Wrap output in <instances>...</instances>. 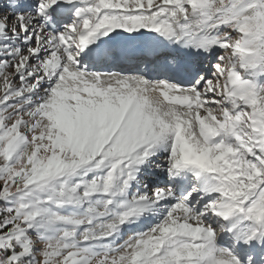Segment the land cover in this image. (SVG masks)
Masks as SVG:
<instances>
[{
  "label": "snow or ice",
  "instance_id": "1",
  "mask_svg": "<svg viewBox=\"0 0 264 264\" xmlns=\"http://www.w3.org/2000/svg\"><path fill=\"white\" fill-rule=\"evenodd\" d=\"M0 264H264V0L0 3Z\"/></svg>",
  "mask_w": 264,
  "mask_h": 264
},
{
  "label": "rangeland",
  "instance_id": "2",
  "mask_svg": "<svg viewBox=\"0 0 264 264\" xmlns=\"http://www.w3.org/2000/svg\"><path fill=\"white\" fill-rule=\"evenodd\" d=\"M4 2V0H0V3H3Z\"/></svg>",
  "mask_w": 264,
  "mask_h": 264
}]
</instances>
